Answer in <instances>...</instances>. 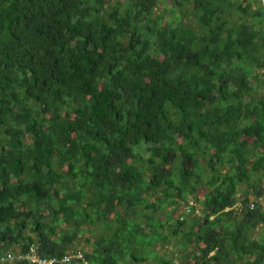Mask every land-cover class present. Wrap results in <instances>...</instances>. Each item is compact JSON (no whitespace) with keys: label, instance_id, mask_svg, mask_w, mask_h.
<instances>
[{"label":"trees","instance_id":"trees-1","mask_svg":"<svg viewBox=\"0 0 264 264\" xmlns=\"http://www.w3.org/2000/svg\"><path fill=\"white\" fill-rule=\"evenodd\" d=\"M31 246L264 264V0H0V264Z\"/></svg>","mask_w":264,"mask_h":264},{"label":"built area","instance_id":"built-area-1","mask_svg":"<svg viewBox=\"0 0 264 264\" xmlns=\"http://www.w3.org/2000/svg\"><path fill=\"white\" fill-rule=\"evenodd\" d=\"M193 202H191L192 204ZM189 210V208H188ZM83 258V253L77 252L75 254H67L61 260L56 257H43L41 256L35 246H31L27 252H22L21 250L15 251V253H8L2 258V260H27L29 264H57L59 261L63 263H70L74 258Z\"/></svg>","mask_w":264,"mask_h":264},{"label":"rangeland","instance_id":"rangeland-1","mask_svg":"<svg viewBox=\"0 0 264 264\" xmlns=\"http://www.w3.org/2000/svg\"><path fill=\"white\" fill-rule=\"evenodd\" d=\"M244 2H248V1H251V0H243ZM253 5H254V8H257L260 4L258 3V2H254L253 3ZM159 10L161 11V12H164V9H163V7L160 5V8H159ZM167 17H168V15H167ZM168 210H171V207L169 206L168 208H167ZM173 217H175V215H173ZM162 218H163V220H166V218L162 215ZM90 227V226H89ZM67 228V227H66ZM88 228V226L87 225H85L84 226V229H87ZM87 234H88V236L90 235L89 234V232H87ZM93 239L95 240L96 239V236H94L93 237ZM83 241H79V240H76L75 242H74V246L75 247H78V246H82L83 248H85V249H89L86 245H83V243H82ZM176 249V247L174 246V244H173V242L172 241H170L169 242V244L168 245H166V246H164V247H159V251L161 252V253H164V255L165 254H167L168 256H171L172 255V251L173 250H175ZM157 264H159V263H157Z\"/></svg>","mask_w":264,"mask_h":264}]
</instances>
